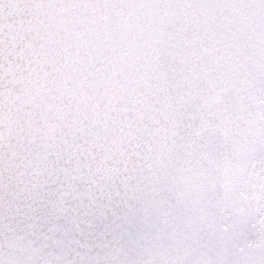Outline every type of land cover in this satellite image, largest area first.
Returning a JSON list of instances; mask_svg holds the SVG:
<instances>
[{"label":"snow or ice","instance_id":"snow-or-ice-1","mask_svg":"<svg viewBox=\"0 0 264 264\" xmlns=\"http://www.w3.org/2000/svg\"><path fill=\"white\" fill-rule=\"evenodd\" d=\"M0 264H264V0H0Z\"/></svg>","mask_w":264,"mask_h":264}]
</instances>
